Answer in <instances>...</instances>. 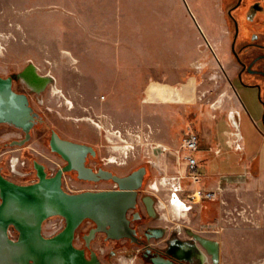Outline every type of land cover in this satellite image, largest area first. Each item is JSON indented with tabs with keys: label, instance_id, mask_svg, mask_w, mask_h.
Here are the masks:
<instances>
[{
	"label": "rangeland",
	"instance_id": "obj_1",
	"mask_svg": "<svg viewBox=\"0 0 264 264\" xmlns=\"http://www.w3.org/2000/svg\"><path fill=\"white\" fill-rule=\"evenodd\" d=\"M235 2L0 0V76L32 64L39 75L51 76L58 88L55 92L49 85L40 95L29 94L42 124L31 132L25 148L0 146L2 176L30 185L35 181L34 161L46 171L61 165L47 148L53 130L65 139L91 145L101 167L116 174L147 167L150 175L143 194L165 207L159 213L166 221L153 223L193 231L192 210L178 218L171 213L164 190L151 187L179 169L174 151L190 132L212 141L219 128L235 132L230 118L238 106L232 84L236 65L229 54L226 17V9ZM248 4L251 17L260 21L264 0ZM20 136L18 130L0 124V144ZM13 158L15 169L31 171L30 176H13ZM72 182L78 191L90 187ZM184 189L188 190L185 182ZM236 193L228 205H220L217 224L203 225L201 234L219 243L214 264H264V201L246 203ZM225 216L226 223L221 221ZM48 227L49 221L43 222V232ZM214 228L217 234L206 232ZM99 246L97 241L92 248L96 251ZM119 255L116 252L104 264H121Z\"/></svg>",
	"mask_w": 264,
	"mask_h": 264
},
{
	"label": "flooded vegetation",
	"instance_id": "obj_2",
	"mask_svg": "<svg viewBox=\"0 0 264 264\" xmlns=\"http://www.w3.org/2000/svg\"><path fill=\"white\" fill-rule=\"evenodd\" d=\"M248 5V0H236L233 5L226 9V17L229 22V54L236 65L232 77L233 92L236 94L239 93L238 96L240 95L239 98L245 107H247V103L249 104L250 102L256 108V115L259 118V123L264 127V16L260 15L262 18L260 21H257L255 17L252 18ZM255 16H258L257 13ZM196 28L203 34L197 24ZM33 67L35 66L28 64L19 73H13L6 77L0 76V78L4 80L10 79L11 90L15 94L24 95L31 109L30 126L27 130L17 127L10 122L5 121L0 123L7 124L21 133L19 138L10 139L8 143L2 142L0 144L1 147L25 148L31 138V132L42 124V119L32 106L31 97L29 95L30 93L35 95L38 93L33 88L29 87L20 77L26 71H29L30 74L36 72V67V70L33 69ZM15 83L19 85L16 88ZM53 132L54 131L51 130L47 148L50 153L60 159L62 164L57 165L56 168L50 167V169L46 171L44 165L34 161L32 163V171L34 172L33 176L36 182L38 181L39 168H41L42 172L48 178H54L59 171L65 170L61 175V188L64 180L70 181L71 183L75 181V185H79V183L90 185V187L68 194L120 191L119 185H117L110 176L125 178L135 172H142L141 183L136 191L133 206L129 208L125 214L129 236L120 239L112 238L111 235L115 232L110 225L104 226L105 230L108 232L101 231L97 223L91 219L83 220L77 227L74 233L73 245L75 248L84 252L87 260L91 259V254L94 253L99 262L104 264V261L107 262L108 259L114 257L117 252L118 255L121 254L119 258H117V261H124L121 264H128V262L125 261L126 259L131 260L132 264L137 262H141L142 264H153V259H162L166 262H170V264H214V262H216V256L211 255L205 247L204 240L210 239L205 238V235L201 234L203 231L193 232L190 230H182L180 225L166 227L153 223L166 221V219L160 214L164 209L161 203L153 197L143 194L142 190L144 184L150 175V171L147 167L138 166L127 173L116 174L109 168L101 167L97 152L91 145L65 139L55 132L63 141L90 148V151L86 149L85 152L63 148L65 155L68 157L66 158L52 150L51 140ZM30 149L37 152L33 148ZM109 162L111 161H108L107 164ZM113 162L115 163V160ZM101 172H105V175H101ZM24 174H26L25 177L28 175L30 176L31 171H26ZM85 177H90L91 179ZM35 181L31 184H34ZM99 183H109L110 186L101 188L97 186H95V188H93L94 186L92 187V185H98ZM63 219L64 227L62 231L66 227V220L65 218ZM220 230H222V228ZM206 232L217 234L219 230L214 228ZM182 234L185 235L186 238H183ZM153 240L158 241L152 242ZM97 241L100 246L94 251L92 245ZM109 244L110 248L105 250L104 246ZM99 255L102 257L100 258Z\"/></svg>",
	"mask_w": 264,
	"mask_h": 264
},
{
	"label": "water",
	"instance_id": "obj_3",
	"mask_svg": "<svg viewBox=\"0 0 264 264\" xmlns=\"http://www.w3.org/2000/svg\"><path fill=\"white\" fill-rule=\"evenodd\" d=\"M30 112L27 98L11 90L10 79L0 78V123L10 122L27 130ZM51 147L66 158L63 148L90 151L86 146L61 140L55 132ZM63 171H59L54 178H46L39 168L38 182L30 185L13 183L0 173V264H101L94 253L87 260L84 252L73 245L74 233L85 219L93 220L99 230L105 232L108 231L104 226L110 225L115 232L112 238L129 236L125 214L133 206L141 183V171L125 178L110 176L119 185L120 191L79 194L63 191ZM104 173L101 172V175ZM54 216L65 218L66 227L57 236L46 239L41 234L42 224ZM9 226L18 232L16 241L7 238ZM152 263L170 264L162 259H153Z\"/></svg>",
	"mask_w": 264,
	"mask_h": 264
},
{
	"label": "crops",
	"instance_id": "obj_4",
	"mask_svg": "<svg viewBox=\"0 0 264 264\" xmlns=\"http://www.w3.org/2000/svg\"><path fill=\"white\" fill-rule=\"evenodd\" d=\"M234 94L238 106L230 121L235 132L229 133L219 128L213 141L209 137L201 139L198 135V150L194 153L198 161L196 173L200 179V188L213 190L220 187L227 205L232 201L234 192H237L236 198L243 202L258 205L264 201V127L259 123L256 108L250 102L245 107L239 93ZM184 182L188 190L183 191L181 197L192 205L190 229L198 232L203 225H216L221 210L219 204L195 201L192 198L193 186L187 179ZM181 204L182 208L178 211L172 209L174 204L169 206L171 213L179 215L180 219L188 214L184 212L186 205ZM229 239L227 235L226 240Z\"/></svg>",
	"mask_w": 264,
	"mask_h": 264
},
{
	"label": "built area",
	"instance_id": "obj_5",
	"mask_svg": "<svg viewBox=\"0 0 264 264\" xmlns=\"http://www.w3.org/2000/svg\"><path fill=\"white\" fill-rule=\"evenodd\" d=\"M114 135L118 138H121V132L115 131ZM125 142V140H124ZM156 150H158L156 148ZM198 150V135L194 132H190L186 136L182 138L181 145L179 149L174 151L175 155V162L176 165L179 167V169L176 170V173L172 177H163L161 182H159V186L153 184L152 190L158 192L159 189L164 190L165 196H166V203L170 206L171 203H173L174 200L180 199L183 203V205H186V209L184 210L185 213H188L191 211L192 205L189 204V202L185 199H183L180 195L181 192L186 191L184 189V181L187 179L190 184L193 186L192 191V198L195 201H212V202H219L220 205H225V201L222 198V189L220 187H216L213 190H206L203 188H200V179L197 175V165L198 161L194 156V153ZM10 167H11V173L13 176H22L25 177L26 174L17 171L14 166L17 165L16 158L10 160ZM15 161V162H14ZM62 189L66 193H73L77 190L75 187L71 185L70 182L63 181ZM161 191V190H160ZM165 208V207H164ZM226 212V211H225ZM242 211L238 212V214H241ZM227 215V214H226ZM54 219V221L52 220ZM46 221H49V227L46 231L43 232L41 229V234L44 238H52L56 236L58 233H60L64 227V219L60 216H55L48 218ZM222 222L227 221V216H225V219L222 218ZM7 238L11 241H16L18 238L17 231L12 227L9 226L6 231ZM122 260H120L121 263Z\"/></svg>",
	"mask_w": 264,
	"mask_h": 264
},
{
	"label": "bare ground",
	"instance_id": "obj_6",
	"mask_svg": "<svg viewBox=\"0 0 264 264\" xmlns=\"http://www.w3.org/2000/svg\"><path fill=\"white\" fill-rule=\"evenodd\" d=\"M33 69H35V67H33ZM20 77L23 81H25V83L29 87L33 88L38 94H40L45 89V87L47 85H53V78L51 76H42L36 72L30 74L29 71H26ZM52 87H53V90L55 92H58V88L56 86L53 85ZM181 203L182 202L180 199L174 200L173 203H171V204H174L172 209H175L176 211H178L179 208L180 209L182 208ZM183 214H184V212H183ZM178 217H179V215H178ZM204 243H205V247L208 249V251L211 255L217 256L219 254L220 246H219L218 242H214L211 240H204Z\"/></svg>",
	"mask_w": 264,
	"mask_h": 264
}]
</instances>
